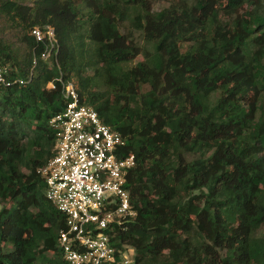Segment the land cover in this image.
<instances>
[{"label": "trees", "instance_id": "1", "mask_svg": "<svg viewBox=\"0 0 264 264\" xmlns=\"http://www.w3.org/2000/svg\"><path fill=\"white\" fill-rule=\"evenodd\" d=\"M46 26L43 59L31 31ZM0 63L24 81L0 86V264H67L37 172L61 81L135 157V215L106 230L117 254L264 264V0H0Z\"/></svg>", "mask_w": 264, "mask_h": 264}, {"label": "built area", "instance_id": "2", "mask_svg": "<svg viewBox=\"0 0 264 264\" xmlns=\"http://www.w3.org/2000/svg\"><path fill=\"white\" fill-rule=\"evenodd\" d=\"M31 33L45 44L41 58L56 52L52 27H35ZM7 73L0 63V86L24 83L10 80ZM61 83L65 106L49 120L55 132L54 154L37 172L44 180L46 199L65 216L66 227L58 237L63 258L67 264H132L130 254L116 253L106 230L113 221L135 215L125 188L135 157L121 156L120 134L81 102L73 82ZM48 87L55 85L50 82Z\"/></svg>", "mask_w": 264, "mask_h": 264}, {"label": "rangeland", "instance_id": "3", "mask_svg": "<svg viewBox=\"0 0 264 264\" xmlns=\"http://www.w3.org/2000/svg\"><path fill=\"white\" fill-rule=\"evenodd\" d=\"M257 235H264V226L257 232Z\"/></svg>", "mask_w": 264, "mask_h": 264}]
</instances>
